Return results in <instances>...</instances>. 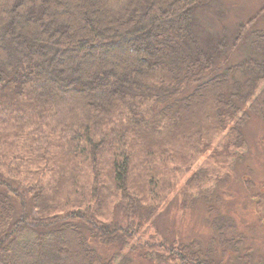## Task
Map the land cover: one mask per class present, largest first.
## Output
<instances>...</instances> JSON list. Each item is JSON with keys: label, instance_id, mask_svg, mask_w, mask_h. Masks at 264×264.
Returning a JSON list of instances; mask_svg holds the SVG:
<instances>
[{"label": "trees", "instance_id": "obj_1", "mask_svg": "<svg viewBox=\"0 0 264 264\" xmlns=\"http://www.w3.org/2000/svg\"><path fill=\"white\" fill-rule=\"evenodd\" d=\"M204 1L0 0V264L219 263L198 240L146 241L202 147L183 207L207 201L210 227L234 233L215 186L264 120V33L249 32L264 5L227 63Z\"/></svg>", "mask_w": 264, "mask_h": 264}, {"label": "rangeland", "instance_id": "obj_2", "mask_svg": "<svg viewBox=\"0 0 264 264\" xmlns=\"http://www.w3.org/2000/svg\"><path fill=\"white\" fill-rule=\"evenodd\" d=\"M263 5L264 0L204 1L200 9V21L210 31L223 37L227 35L228 38L226 52L222 54L221 60L227 59V63L238 61V45L234 42L238 35V27L255 16ZM253 22L249 32L264 33V15L256 16ZM158 118L162 119V124L168 123L165 115L160 114ZM246 132L247 149L244 160L233 168L225 170L226 175L218 187L215 186L214 191V193L220 192V197L223 199L222 203L217 205L219 214L233 219L236 227L234 233L225 232L223 235L210 227V219L213 218L206 212L210 205L207 201H196L192 208L183 207V199L187 197L185 193L190 190L196 193V189L187 190V176L205 163L214 146L202 147L203 149L198 151L192 172L178 178L171 192L162 201L156 212L155 226L147 230V239H149L146 240L147 242L154 243V238L157 241L198 240L206 249L214 246L212 258L219 262L217 264H264V203L258 204L256 199L257 195L264 198V120L253 118ZM213 184L214 182H209L205 187L211 188ZM119 219L123 220V214L119 215ZM225 239L236 240L237 245L231 243L234 245L222 247L220 240ZM97 248L105 259H109L119 250L117 247L104 245H99ZM120 255L130 259L131 264H154L148 259H139L137 253Z\"/></svg>", "mask_w": 264, "mask_h": 264}]
</instances>
